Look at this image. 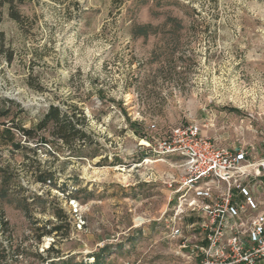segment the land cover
<instances>
[{
	"label": "rangeland",
	"instance_id": "1",
	"mask_svg": "<svg viewBox=\"0 0 264 264\" xmlns=\"http://www.w3.org/2000/svg\"><path fill=\"white\" fill-rule=\"evenodd\" d=\"M143 1L14 0L18 20L0 8V167L13 187L0 209L25 249L21 264H44L54 242L51 257L71 264H93L94 253L102 264H198L200 213L178 207L167 187L182 159L161 155L163 143L193 125L248 161L264 159V0ZM167 15L180 21L177 35ZM133 22L158 34L133 40ZM51 105L74 114L92 144L71 150L49 130L23 139L18 128H34ZM38 171L53 184L37 183ZM32 196L45 204L29 208L31 219L41 227L58 213L66 239L36 242L16 205Z\"/></svg>",
	"mask_w": 264,
	"mask_h": 264
},
{
	"label": "built area",
	"instance_id": "2",
	"mask_svg": "<svg viewBox=\"0 0 264 264\" xmlns=\"http://www.w3.org/2000/svg\"><path fill=\"white\" fill-rule=\"evenodd\" d=\"M162 149L182 159L181 175L167 182L178 207L200 213L198 264H264V202L255 196L264 193V159L248 161L193 125L173 129ZM181 236L178 228L170 232Z\"/></svg>",
	"mask_w": 264,
	"mask_h": 264
},
{
	"label": "trees",
	"instance_id": "3",
	"mask_svg": "<svg viewBox=\"0 0 264 264\" xmlns=\"http://www.w3.org/2000/svg\"><path fill=\"white\" fill-rule=\"evenodd\" d=\"M148 0H145L141 3V5H145ZM156 2V0H152ZM14 0H0V8L3 6H7L10 10V16L14 20H18V17L14 9ZM155 7H159V3H155ZM152 15L157 17L159 14L157 12H152ZM164 27L171 26L172 28L176 29L173 34L177 35L181 30V23L177 18L167 15L165 17ZM158 31L157 28L153 27L150 24H139L133 22L130 26L129 35L131 39H147L152 35H157ZM10 62V58L7 59ZM8 115V109H3L0 111V117H6ZM81 121L75 119L74 114L72 116H68L66 113L62 112L59 107L57 106H49L45 113L38 119L34 128L29 129H20L18 130L22 133L23 139L26 141L33 140L38 132H43L49 130V136L51 139L58 141L65 145L67 148L73 150L75 146L82 148L86 145H91L92 142L89 141V137L83 131L81 126ZM47 140L38 137V145L37 146H46ZM24 145L14 144L13 148L15 151L18 150H25L26 152H35L36 150L27 149L23 147ZM36 146V147H37ZM121 163L118 161L115 165H120ZM7 168L0 167V204H13V201L10 199V194L12 190V185L10 184V178L7 177ZM35 181L43 186L51 185L54 182L53 174L49 171L41 172L38 171L37 173H33ZM79 192V191H76ZM68 200L74 199L76 200L75 193H71L70 196L67 198ZM30 200V202H28ZM45 204V200L39 196H32V197H25L23 198L21 203H16L18 208H20L26 219L31 222L32 232L35 235V240L39 244L41 240L45 237H53L60 239H66L67 235L63 233V224L62 220L59 217L58 213H54V218L56 221L53 223L51 221H47L43 223L41 227L37 225L40 221L31 219L29 208L34 205L38 207H42ZM41 212H46L43 210ZM54 242L48 250L45 252L47 256L45 258H39L44 264H71L70 260H61L60 257L54 256L51 257V252L54 250ZM101 252H107V248L101 250ZM103 255L94 253L91 255L93 258V264H102L103 262ZM26 258L25 249L22 246L14 245V240L12 233L10 231L9 222L6 220L2 210L0 209V264H21Z\"/></svg>",
	"mask_w": 264,
	"mask_h": 264
},
{
	"label": "bare ground",
	"instance_id": "4",
	"mask_svg": "<svg viewBox=\"0 0 264 264\" xmlns=\"http://www.w3.org/2000/svg\"><path fill=\"white\" fill-rule=\"evenodd\" d=\"M146 163H151V161H149V160H146Z\"/></svg>",
	"mask_w": 264,
	"mask_h": 264
}]
</instances>
